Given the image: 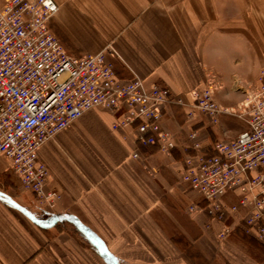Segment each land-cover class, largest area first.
Returning a JSON list of instances; mask_svg holds the SVG:
<instances>
[{
  "label": "crops",
  "instance_id": "1",
  "mask_svg": "<svg viewBox=\"0 0 264 264\" xmlns=\"http://www.w3.org/2000/svg\"><path fill=\"white\" fill-rule=\"evenodd\" d=\"M55 2L51 29L70 55L110 48L122 82L165 86L188 105L210 86L219 105L235 108L264 68V0ZM120 117L91 110L39 150L50 170L45 194L61 195L52 206L0 157V264H264V244L239 228L244 213L217 219L183 182L184 161L196 156L186 150L191 131L212 154L246 122L229 114L218 125L200 115L189 122L171 104L164 128L177 147L134 158L137 130H115Z\"/></svg>",
  "mask_w": 264,
  "mask_h": 264
},
{
  "label": "built area",
  "instance_id": "2",
  "mask_svg": "<svg viewBox=\"0 0 264 264\" xmlns=\"http://www.w3.org/2000/svg\"><path fill=\"white\" fill-rule=\"evenodd\" d=\"M59 11L55 0H7L0 6V157L10 162L22 188L52 206L61 195L45 194L49 167L39 150L87 112L99 109L121 117L114 129L136 128L138 158L156 147L168 153L177 137L164 128L171 104L186 108L189 122L199 115L218 125L223 114L243 119L248 128L236 139L202 151L197 132L188 134L183 182L202 195L207 211L219 220L243 212L239 228L264 244V68L235 108L214 100L212 87L192 93V104L159 84L134 77L122 82L115 52L70 55L51 29ZM233 194L237 203L228 205ZM190 210H194L191 208Z\"/></svg>",
  "mask_w": 264,
  "mask_h": 264
},
{
  "label": "rangeland",
  "instance_id": "3",
  "mask_svg": "<svg viewBox=\"0 0 264 264\" xmlns=\"http://www.w3.org/2000/svg\"><path fill=\"white\" fill-rule=\"evenodd\" d=\"M214 100H215V95H214ZM216 101V100H215Z\"/></svg>",
  "mask_w": 264,
  "mask_h": 264
}]
</instances>
